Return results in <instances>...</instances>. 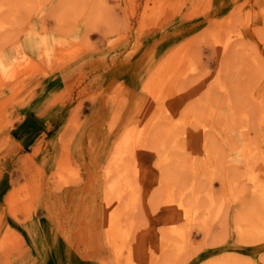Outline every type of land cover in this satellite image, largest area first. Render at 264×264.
Wrapping results in <instances>:
<instances>
[{
  "label": "rangeland",
  "instance_id": "374dc122",
  "mask_svg": "<svg viewBox=\"0 0 264 264\" xmlns=\"http://www.w3.org/2000/svg\"><path fill=\"white\" fill-rule=\"evenodd\" d=\"M85 1L61 22L59 0H29L32 7H22L0 34V264H149L148 253L162 256L154 249L171 224L188 228V247L203 245L184 264L226 252L264 264V239L244 242L235 227V197L249 198L252 189L244 148L264 150V91L258 106L247 97L264 80V0H99L103 12L92 27V0ZM235 9L239 20L230 19ZM210 28L231 35L222 56ZM185 51L192 64L147 115L153 97L146 80L163 67L158 84ZM252 55H261L257 65ZM234 66L240 95L229 91ZM198 101L206 102L195 108L198 119L177 124L184 107ZM241 122L249 126L246 138ZM160 123L171 127V141L140 144L138 163L130 164L138 168V209L118 221L116 259L105 239V165L128 130L135 135L143 127V139ZM206 142L219 158L183 179L200 196L212 184L213 215L203 213V200L197 217L187 211L186 190L174 196L170 212L160 202L165 191L155 190L159 159L181 151L202 163ZM222 179L230 180L227 188H219ZM18 188L19 200L10 204L9 192ZM203 220L209 229L200 228Z\"/></svg>",
  "mask_w": 264,
  "mask_h": 264
},
{
  "label": "bare ground",
  "instance_id": "6f19581e",
  "mask_svg": "<svg viewBox=\"0 0 264 264\" xmlns=\"http://www.w3.org/2000/svg\"><path fill=\"white\" fill-rule=\"evenodd\" d=\"M85 2V0H59L56 6H54L56 17L61 22H65L66 17H73L72 15L79 12ZM24 6L32 7L29 0H0V34L4 30L10 28L11 24L13 23L12 20L16 18L18 11ZM91 7L92 8L87 11L88 14L86 15L87 25L89 27H92L95 18L100 15V13H98V10L100 12H103L102 8H100L99 0H92ZM237 9L232 12L230 19L236 17L234 13L235 11H237ZM235 19L239 20L237 17ZM229 21L230 24H232L235 20ZM212 30L213 29L210 28L208 30L209 33ZM4 32L7 33L8 31ZM220 34L221 33H219L218 28L215 31H212L211 37H213L217 40V42H219L220 46L218 47V50L220 55L222 56L224 54L225 49L227 53L231 40V35L227 34L225 38H222ZM261 40H263V34L261 36ZM192 42L193 40L191 42H188L184 50H188V46L192 45ZM172 50L173 49H171V52ZM252 56L254 57L257 65L261 59V55L260 57H255L254 55ZM229 60H227V62ZM187 62L192 64V60L190 59L189 53L185 51L183 54L180 53L179 58L174 63H172L170 67H167L169 71L164 72L162 80L158 84L153 80H156L157 75H160L162 71H165L163 70V67H161L162 69L158 68L156 72L152 73L148 80H146L145 85L151 90V96L153 97L148 107L147 115H149V113L155 110L153 109L154 104L159 99L162 100L164 96L170 94L165 93V91L166 88L171 86L172 83L176 81V75H185V71L187 69V66L189 65ZM256 65L254 67L250 66V68L255 69ZM228 70L230 72H234V74L231 73L232 85L230 86L229 91H235L237 95L242 94L243 91L239 92V89L236 88V67H231V69L228 68ZM226 88H228V86H226ZM263 91L264 80L260 81L257 86L253 88L251 94H247L248 98L254 99V106H258L260 104L259 100L263 98ZM201 102L203 101H198V103L196 104L191 103V106L189 105L188 107H184V109L182 110L181 117L179 118L177 124H185L186 122L197 120L198 116L196 114L197 110H195L196 106L202 107L206 105V102L203 104H201ZM253 105H251L250 107L253 108ZM231 107L233 106L231 105ZM116 115L117 113L116 111H114L112 118ZM207 125H211V123L206 122L204 124V127H206ZM241 125L244 131L243 138H246L247 134H249L250 131L248 123L241 122ZM142 129L143 127L140 128V131L138 133H136L135 131V135L133 131L128 130L117 142L111 158L105 165V239L108 243L109 248H112L113 256L116 259L119 258L121 255V253H119L117 250L118 240L120 239L118 236V231L116 232V229L119 228L118 221L123 217H126V219H133L134 213L138 209L139 184L135 181L138 168L133 170L130 167V164L132 165L138 163L137 151L140 144L153 148H160L162 147V145L165 146V143L171 141V138H169L171 135L169 133L171 132V127H169L168 125H164L162 123L158 124L157 126L155 125L150 131L149 135L143 139H141L144 136L143 133H141ZM137 135H139L140 138L139 139L137 137L138 140L136 139ZM140 141L141 143H138ZM213 146L214 145H211L209 142L205 143L206 161L198 164L193 159V157L182 154L183 152L181 151L173 153L167 152L163 154V156L159 159L158 167L160 169V183L155 188V190L157 193L163 190L165 191L164 198L160 202L166 204L170 212H172L176 208L173 202L174 196H180L186 190L188 192V194H186L187 196L185 197V208L187 211L191 212L192 214L194 213L197 217L201 206L198 201L203 200L201 201L203 202V210H205V212L203 213L209 212L210 215L208 216L213 215L214 209L218 204V199L217 194L210 190V188H212V184L208 186L204 185L205 196H200L199 192L194 193L196 191V187L194 186L195 183H188L183 179V176H185L187 173H196L199 166H207V163H210L211 160L219 158V155H217L219 153L213 148ZM256 146L257 145H255V147ZM244 153L245 155L249 156L246 163V168L248 171L249 180L252 184V189L249 198L244 197L243 195H236L237 197H235L241 201V207L236 211L235 215V227L239 232L238 234L240 239H243L244 242H255L264 239V150L258 148L257 150H253V147L248 144L244 148ZM204 171L206 170H203V172ZM62 176L63 175H61L60 178ZM66 180L68 179H64V182H66ZM222 180L219 183V188H227V186L230 185V180ZM20 189L21 188L13 189V191L9 192L8 202L10 204H13L17 200H19L18 198ZM191 194L193 195V201L188 200V196ZM151 195L152 196H150V199H153V195H155V193ZM208 218L210 220V217ZM224 222L223 224H225ZM209 224L210 222H208L207 220H203L202 224H200V228L205 230L204 226L207 225L209 229ZM169 226L171 227L168 230H163V234L160 237L158 245L154 249V252H163V254H161L162 256L160 257V259L155 258L154 260L153 254L148 253L147 262L149 264H184L193 254H195L203 246L202 243H199L188 247V228L186 226H175L172 224ZM125 239L126 238L121 237L122 241ZM122 251L125 252V250ZM157 255H159V252ZM131 256L132 253L126 255V257ZM173 257L175 258L174 261H172ZM141 258L138 259L139 262H141ZM247 258L248 256H245L238 252H226L217 256L210 257L209 259L203 261L200 264H251V262H249Z\"/></svg>",
  "mask_w": 264,
  "mask_h": 264
}]
</instances>
